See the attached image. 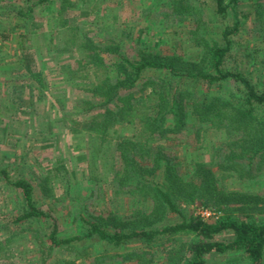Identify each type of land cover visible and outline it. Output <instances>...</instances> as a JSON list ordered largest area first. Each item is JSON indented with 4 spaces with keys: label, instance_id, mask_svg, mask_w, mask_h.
<instances>
[{
    "label": "trees",
    "instance_id": "1",
    "mask_svg": "<svg viewBox=\"0 0 264 264\" xmlns=\"http://www.w3.org/2000/svg\"><path fill=\"white\" fill-rule=\"evenodd\" d=\"M210 1L222 22L214 30H208L199 0H169L165 6V17L190 25L187 36L194 50L189 55L163 53L162 37L148 38L141 31L131 57L122 53L119 38L102 45L88 36L72 39L81 65L75 73L66 67L62 75L72 84L80 71L79 80L88 85L77 125L95 141L92 172L103 171L114 195L135 199L137 206L121 214L83 212L72 228L63 229L52 211L38 204L32 181L11 175L9 165L0 164V183L17 201L8 224L20 228L41 264H207L210 255L264 264V193L221 185L224 180L244 185L264 175V84L257 88L245 72L224 66L247 22L254 32H264V0ZM30 10L18 6L16 17L24 21ZM148 15L140 21L143 29ZM30 59L15 63L27 70L23 77L39 83L41 74L31 69ZM147 71L159 74L142 78ZM194 128L197 138L208 130L220 138L207 158L182 172L163 143ZM51 178L41 175L38 185L53 202L63 197L55 195ZM193 205L212 215L190 211ZM40 221L48 224L47 232L34 226ZM6 225L0 221V228ZM17 235L12 231L0 239V249Z\"/></svg>",
    "mask_w": 264,
    "mask_h": 264
},
{
    "label": "rangeland",
    "instance_id": "2",
    "mask_svg": "<svg viewBox=\"0 0 264 264\" xmlns=\"http://www.w3.org/2000/svg\"><path fill=\"white\" fill-rule=\"evenodd\" d=\"M31 1L0 0V164H8L11 175L21 174L32 181L38 204L48 207L64 224L63 229L72 228L73 220L83 212L86 215L101 211L127 213L137 206L135 199L115 196L102 179L103 171L92 172L90 160L96 156L95 141L78 129L77 121L83 118L79 112L81 100L89 95L88 85L79 80L80 71L72 75V84L64 82L63 70L69 67L75 73L81 65V55L72 39L88 36L96 45H102L119 38L122 53L131 57L137 49L135 37L141 31L147 32L146 36L162 37L163 53L189 55L194 50L187 36L190 25L165 17L169 0H67L63 6L62 0H45L32 7ZM199 3L208 30L219 28L222 22L214 16L211 1L199 0ZM18 6L24 11L31 8L24 21L16 17ZM147 14L148 27L143 29L140 21ZM230 20L229 15L226 22ZM25 58H31V69L41 74V82L32 81L28 75L23 77L27 70L15 62ZM2 61L9 65H2ZM224 66L242 70L257 88L261 87L264 32H254L252 23L247 22L241 36L235 38L232 57L225 60ZM158 74L147 71L141 77ZM195 131L196 128L190 129L163 143L165 151L178 158L182 172L190 168L189 163L207 158L220 138L214 130L201 131L197 138ZM45 173L52 177L55 195L63 197L60 200L52 202L41 195L38 179ZM90 177L102 181L96 183ZM221 185L224 189L262 194L264 175L244 185L231 180H224ZM14 200V192L0 183V221L7 224L0 228V239L12 231L18 233L17 239L1 246L0 264H41L38 250L22 238L20 228L8 224L15 212L17 201ZM189 210L205 217L212 215L198 205ZM34 226L41 232L49 230L43 221ZM206 263L245 264L218 255L208 256Z\"/></svg>",
    "mask_w": 264,
    "mask_h": 264
}]
</instances>
